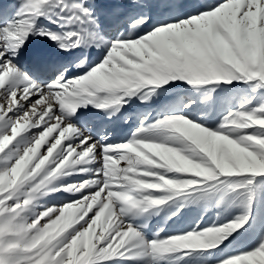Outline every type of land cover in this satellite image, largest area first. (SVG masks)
<instances>
[{
  "label": "snow or ice",
  "instance_id": "1",
  "mask_svg": "<svg viewBox=\"0 0 264 264\" xmlns=\"http://www.w3.org/2000/svg\"><path fill=\"white\" fill-rule=\"evenodd\" d=\"M0 264H264V0L0 4Z\"/></svg>",
  "mask_w": 264,
  "mask_h": 264
},
{
  "label": "rangeland",
  "instance_id": "2",
  "mask_svg": "<svg viewBox=\"0 0 264 264\" xmlns=\"http://www.w3.org/2000/svg\"><path fill=\"white\" fill-rule=\"evenodd\" d=\"M94 55V53H93ZM174 97L173 96H166V97H161L158 100L154 101L151 105L145 106V105H140L139 102H137L135 105L132 107H129L127 109V112H133L139 109H143L145 107H151L152 109H156L160 104L164 103L165 101L172 100ZM92 115H99L98 113H94L95 110L89 109L88 110ZM219 113V103L217 104L216 111H214L211 116H210V121L212 123H215L216 120L219 118L218 116ZM132 126L131 130L135 127V121L130 120ZM67 195V194H65ZM60 202V194L57 193L55 198H49V204H57L59 205ZM198 216H200V211L194 207H190L184 210L182 217L175 219L173 221H169L166 226V231L167 232H176L178 229L185 227L189 223H191L193 220H195ZM215 218V213L213 211H210L206 216H205V221H211L212 219ZM164 223L163 217H156L153 219L151 222V229H156L158 226H162ZM251 238L246 241L244 244H238V245H230L229 248H240V247H247L250 246L251 244ZM227 251V250H226Z\"/></svg>",
  "mask_w": 264,
  "mask_h": 264
},
{
  "label": "bare ground",
  "instance_id": "3",
  "mask_svg": "<svg viewBox=\"0 0 264 264\" xmlns=\"http://www.w3.org/2000/svg\"><path fill=\"white\" fill-rule=\"evenodd\" d=\"M11 2L14 3L15 0H11ZM49 51H56L50 42L41 40L39 38H35L31 41L30 45L27 46L26 50L23 53V56L21 57V61L26 66H30V63H28V58H32L34 56L38 57L44 54L45 52H49ZM95 56H96V53L94 52V55H93L94 59H95ZM131 126L132 124L130 121L127 124H124L122 123L121 120H116L112 125V131L115 137L117 138V140L127 136L130 133ZM122 127H128V130L125 132H122L121 131Z\"/></svg>",
  "mask_w": 264,
  "mask_h": 264
}]
</instances>
